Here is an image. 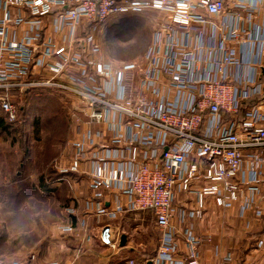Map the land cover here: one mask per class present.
I'll list each match as a JSON object with an SVG mask.
<instances>
[{"label":"built area","instance_id":"2783aa9c","mask_svg":"<svg viewBox=\"0 0 264 264\" xmlns=\"http://www.w3.org/2000/svg\"><path fill=\"white\" fill-rule=\"evenodd\" d=\"M12 6L28 9L14 19ZM0 7V105L7 120H17L15 94L25 89L80 98L85 105L79 113L111 132L98 144L106 131L89 129L71 144L69 170L90 177L95 203L87 208L108 220L152 211L161 235L154 262L199 264L175 257L178 235L170 219L176 193L207 181L187 216H201L207 196L226 208L241 202L244 216L255 207L252 194L264 188V6L253 0H0ZM148 10L168 23L156 33L146 65L114 67L93 57L101 52L98 33L111 17ZM50 16L62 45L46 39L44 19ZM13 24L27 29L18 36ZM135 71L144 72L141 89L157 100L133 97ZM163 76L170 79L164 86ZM84 163L90 171L82 170ZM108 190L126 195L128 204L108 208ZM66 230L77 234L73 225ZM186 236L187 243L197 242L191 231ZM100 239L118 249L110 221Z\"/></svg>","mask_w":264,"mask_h":264},{"label":"crops","instance_id":"0c3cea01","mask_svg":"<svg viewBox=\"0 0 264 264\" xmlns=\"http://www.w3.org/2000/svg\"><path fill=\"white\" fill-rule=\"evenodd\" d=\"M253 1L259 7L264 6V0ZM228 3H230V0H228ZM26 8L25 6H12L11 11L14 19L20 17L19 14L21 12H27L28 8ZM147 13H153L155 16V27L152 33L146 35L144 45L141 46L137 54L128 56L127 58L116 55L118 63L110 60L109 63L114 67H119L125 63H135L140 67L147 64V52L156 33L160 30L163 22L168 23L167 18L165 20L155 10H148ZM2 14L3 7H0V18ZM138 15L141 14H122L111 17L103 28L100 29L98 41H101L103 33L107 30L106 27L108 26L111 37L121 39L125 32L131 31L134 26L139 25V21L136 19ZM44 22L47 28L46 39L62 45V37L52 32V16L45 18ZM122 23L125 25L124 28L120 26ZM11 27L17 32L18 36H21L27 29L26 25L13 24ZM143 46L144 49L142 50ZM250 56L252 59H255L256 53ZM93 57L98 60L102 59V51ZM144 77L145 74L143 71L133 72L131 81L133 97L135 99L145 97L157 100L158 98L150 90H142ZM166 82L170 83V79L163 76V86ZM30 90H39V88ZM73 101L78 109L83 108L85 105L78 97L73 98ZM0 113L6 118L5 113L1 109V105ZM73 123L76 127L77 134L79 130L82 136L89 129L93 131L100 128L105 130L106 136L104 135L103 139H96V141H99L98 144H101L100 141H106L111 138V132L106 130L105 126L93 122L91 124L88 117L81 113L76 121L73 120ZM76 138H78V135ZM71 155L73 156L72 150ZM89 167V163H84L82 170L90 171ZM68 173L75 174V176L77 174L79 177L77 180L74 178L71 180ZM2 175L3 172L1 173ZM1 179L0 187H14L15 189L21 187L15 184L13 185L10 182L8 183L6 179L3 180V177ZM30 182L35 188L23 194L25 202H33L31 199L51 202L54 192L59 187L63 189L66 185L74 187V191L73 193H69L71 195L63 196L58 206H48L51 208L45 210L46 217H43L45 221L38 220L40 216L33 211L32 215L26 217V213L31 209L29 207L31 203L28 207L20 210L19 213H13L20 220L21 232L19 233L13 227H10L8 223L6 226L3 225L0 229V260L6 263L12 261H27L29 264H128L131 261H134L135 264H156L154 261L159 254L161 235L157 231V237L154 236L153 233L148 231V225L144 224L145 216H153L155 220L154 227H156V218L152 211H126L118 214L112 220L99 216L95 213V209L87 208L86 206L88 202L95 203L89 187L90 177L86 174L71 172L69 168H62L56 179L46 182L49 184L47 188L52 190L51 193L40 189L39 186L38 190V182L36 184L34 181L30 180ZM207 183V181L201 180L194 184L193 192L180 191L175 195L173 215L170 219L178 235L179 252L175 257L187 260L194 259L199 264H264V247L259 245L260 242L264 241V188H261V193L252 194L255 200V207L247 210L244 216L240 215L241 202H236L229 208L221 207L216 204L212 196L206 197L205 208L201 216H187L189 210L197 208V190ZM35 190L38 191L35 192ZM105 193L104 200L106 206L111 210H115L118 204H128V197L124 194H118L116 191L109 190ZM247 196L249 195L247 194ZM5 198L6 200H13L12 197L8 196ZM5 198L2 199L4 200ZM54 200L56 199L54 198ZM257 211H261L262 215L257 216ZM182 212H186V216L181 218L180 214ZM106 221H110L112 224L115 239L119 243L118 249L114 251L104 246L100 239L101 229ZM33 222L38 224L36 228L33 227L34 230H31L30 224ZM70 225L76 228L77 234L66 230ZM189 231L197 239L196 243H187L186 235H188ZM29 235L32 236L29 237ZM123 235L126 236L125 244H122ZM26 236L28 237L25 239Z\"/></svg>","mask_w":264,"mask_h":264},{"label":"rangeland","instance_id":"374dc122","mask_svg":"<svg viewBox=\"0 0 264 264\" xmlns=\"http://www.w3.org/2000/svg\"><path fill=\"white\" fill-rule=\"evenodd\" d=\"M154 18L155 16L153 13L147 12L143 15L136 16L139 25L134 26L131 31L125 32L121 39L111 37L110 28L109 26L106 27L107 30L104 31L101 41H99L102 59L107 62L112 60L118 63L116 55H118V57L127 58L128 56L137 54L141 46L144 45L145 38L147 37L146 35L151 34L155 27ZM143 49L144 46L142 47V50ZM28 91L29 90L25 89L21 92H16L18 95L15 94V104L18 107V118L20 119L22 117L17 127L21 130H17L16 127L13 134H10L11 130L6 132L0 130V172L2 171V167H5V174L1 176L0 173V183L2 181L1 177H3V180L6 179L8 183H13V185L15 184L16 186L31 183L30 180L34 181L36 184L40 173L46 172L59 175L62 168H69V162L71 163L72 160L71 150L74 153V148L71 144L78 135L73 120L76 121L80 114L73 98L66 96V94H60L56 90L41 87L39 88L40 92L35 95L40 98L38 101L43 100L42 97H47V99L52 98L55 103L45 105L39 104L35 109L28 106V108H30L26 110L27 105L25 104ZM41 92L44 94H41ZM21 108L24 109L21 111ZM23 111L24 114L22 115ZM36 128L39 134L36 132ZM24 137L28 138V142L23 141ZM32 157H39V162L35 164L34 167L31 166L29 168L30 174H28L26 178L16 179L15 175L19 171L24 173L25 170L28 169V165L26 169L20 168V163L29 161ZM68 175H70L71 180L72 178L77 180L79 177V175L76 174L75 176V174L72 173H68ZM73 191L74 187L71 185H66L63 189L59 187L58 190L54 192V195L51 194L53 199H56L54 201L52 199V203L40 199H31L33 202L28 201L29 203L27 202L26 205L20 204L21 202L18 200H3L0 196V228L3 227V225L6 226L8 223L10 227H13L20 233V228L22 227L20 220L14 215L16 214L15 210H22L25 208L23 207L24 205L29 206L30 203L31 206L29 207H31V209H24L29 210L26 213V217L32 215L33 211L40 216L38 220L41 219L45 221L43 218L46 217L45 210L51 208L48 206H58L61 198L71 192L73 193ZM37 224L36 222L31 223V230H34L33 227L36 228ZM144 224H147L149 227L148 231L157 237L158 230L154 227L155 220L153 216H145ZM31 236L32 235H29V237ZM27 237L28 236H26L25 239Z\"/></svg>","mask_w":264,"mask_h":264},{"label":"trees","instance_id":"16d2710c","mask_svg":"<svg viewBox=\"0 0 264 264\" xmlns=\"http://www.w3.org/2000/svg\"><path fill=\"white\" fill-rule=\"evenodd\" d=\"M120 26L124 28L125 25H123V23H122V25H120ZM39 92H40L39 90H30V91H28V93H27V99H26V104H25V105H27L26 106V110H27L28 106L33 107V109H35V108H37V105H39V104H44L45 105V104H49V103H53V104L55 103L52 100V98L47 99V97H44V98L42 97L43 100L38 101L40 98L36 97L35 95H37V93H39ZM41 94H44V93L41 92ZM32 95H34V96H32ZM22 109H24V108H21V111H22ZM23 114H24V111L22 112V115ZM21 118L20 119L18 118V120L14 121V122H9L5 118V116L2 114L0 116V130L1 131H5V132L8 131V130H11V133L10 134H13L15 132V130H16V127L18 126V123L21 122L20 121ZM17 130H21V129L17 127ZM36 132L37 133L39 132V131H37V128H36ZM23 141L24 142H28V138L27 137H24ZM38 162H39V157H32L29 161L21 162L20 163V168H25L26 169V167L28 165V169L25 170L24 173L23 172H20V171L18 173L16 172L17 174L15 175V178L16 179H18V178H20V179L26 178L27 175L30 174L29 168L31 166L34 167V165L37 164ZM13 166H15V165H13ZM4 168L5 167H2V169H1L2 170L1 173L3 172V175L5 174V169ZM57 175L58 174L53 175V174H49V173H46V172L40 173L39 176H38L37 189L39 190V188H38V186H39L40 189L45 190L47 193H51L52 190L51 189L49 190L47 188V185H49V184H47L46 182L47 181H49V182L50 181H53L54 179L57 178ZM20 186L21 187L20 188H17V189H15L14 187L12 188V187L2 186V187H0V196L2 198H5L7 196L8 197H12L13 200H16L19 197V199H17V200L21 202L20 204H25L26 205L28 201L25 202V200L23 199V194H26L28 192V190H30V191L34 190L35 186L32 185L31 183H26L24 185L22 184ZM38 190H35V192L38 191ZM4 200H6V198ZM25 205H24V207H28V206H25ZM19 212H20V210H15V213L16 214L19 213Z\"/></svg>","mask_w":264,"mask_h":264},{"label":"water","instance_id":"95a60500","mask_svg":"<svg viewBox=\"0 0 264 264\" xmlns=\"http://www.w3.org/2000/svg\"><path fill=\"white\" fill-rule=\"evenodd\" d=\"M125 242H126V236L123 235V236H122V244H125Z\"/></svg>","mask_w":264,"mask_h":264}]
</instances>
